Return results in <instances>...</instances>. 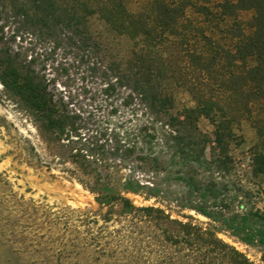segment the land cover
<instances>
[{
    "label": "trees",
    "instance_id": "16d2710c",
    "mask_svg": "<svg viewBox=\"0 0 264 264\" xmlns=\"http://www.w3.org/2000/svg\"><path fill=\"white\" fill-rule=\"evenodd\" d=\"M33 2L35 20L49 30L71 27L66 38L79 50L91 53L95 44L86 24L91 15L133 44L117 73L103 70L99 92L108 108L96 118L73 109L31 61L0 52L3 93L28 117L48 158L99 204L129 208L128 192L146 186L148 196L156 195L152 181L144 184L143 178L165 173L198 200L187 207L242 242L264 245V208L251 204L253 193L264 199V0ZM121 88L127 89L122 95ZM177 88L192 105L178 106ZM200 117L213 126L211 135L200 131ZM243 120L258 138L250 167L259 183L227 192L218 179L231 175L230 147L242 140L237 126ZM234 201L244 211L229 213L226 206ZM208 203L218 210L207 209ZM239 264L255 263L244 257Z\"/></svg>",
    "mask_w": 264,
    "mask_h": 264
},
{
    "label": "rangeland",
    "instance_id": "374dc122",
    "mask_svg": "<svg viewBox=\"0 0 264 264\" xmlns=\"http://www.w3.org/2000/svg\"><path fill=\"white\" fill-rule=\"evenodd\" d=\"M33 6V0H0V52L31 61L53 80V91L68 96L84 117L103 115L108 108L99 92L103 70L117 73L125 66L132 42L91 15L86 24L95 44L87 53L68 42L71 27L49 30L35 20ZM126 90L121 88V95ZM176 96L179 107L192 105L183 89L177 88ZM198 127L208 135L213 131L205 117ZM237 127L242 140L230 147L231 175L218 179L227 192L240 183H259L250 167L257 135L245 120ZM121 174L126 176L127 169ZM145 179L157 188L156 195L148 196L145 186L125 195L132 208L99 204L94 193L48 158L34 126L0 84V264H239L244 257L264 264V245L242 242L221 223L187 207L198 200L186 195L180 181L165 173L143 178L147 184ZM251 204L264 208V199L253 193ZM226 209L244 211L237 201Z\"/></svg>",
    "mask_w": 264,
    "mask_h": 264
}]
</instances>
